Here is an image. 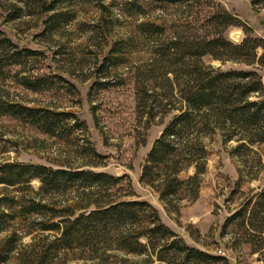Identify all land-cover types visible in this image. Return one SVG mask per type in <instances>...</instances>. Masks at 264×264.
Here are the masks:
<instances>
[{"label":"trees","instance_id":"1","mask_svg":"<svg viewBox=\"0 0 264 264\" xmlns=\"http://www.w3.org/2000/svg\"><path fill=\"white\" fill-rule=\"evenodd\" d=\"M65 6L43 5V11H51L44 19V34L73 18V11ZM116 6L118 15L140 18L112 41L100 69L108 73L127 62L140 43L147 48L149 56L134 66L130 76L135 109L146 121L171 115L146 154L140 180L157 192L167 213H179V202L198 194L207 164L206 140L212 135L219 134L228 144V153L239 160L237 183L250 174L245 171L249 164L259 165L264 157L260 75L254 69H222L204 60L208 55L264 65V38L250 34L251 27L213 0H120ZM103 8L93 29L108 34L119 17L111 15L109 5ZM167 8L178 16H167ZM230 26H240L245 36L238 42L231 40L225 35ZM12 46L16 47L0 35V70L38 54ZM16 76L31 91H49L59 84L72 87L52 72ZM0 114L60 140L80 159L76 162L66 154L53 161L56 166L0 160V184L13 188L0 195V234L7 231L0 237V264H68L88 258L97 260L92 264H124L125 255L142 254H153L158 264H228L224 255L188 245L148 200L123 198L131 194L127 174L91 168L103 165L105 155L96 150L88 138L87 123L74 112L6 98L0 99ZM33 178L39 181L37 189L30 184ZM70 191L73 195L68 197ZM20 218H30L24 233L16 226ZM231 222L242 229L241 238L253 245V251L263 248L264 189L246 197L224 224ZM31 230L41 232L22 242V235ZM44 231L48 232L41 234Z\"/></svg>","mask_w":264,"mask_h":264},{"label":"rangeland","instance_id":"2","mask_svg":"<svg viewBox=\"0 0 264 264\" xmlns=\"http://www.w3.org/2000/svg\"><path fill=\"white\" fill-rule=\"evenodd\" d=\"M119 1L0 0V35L6 36L16 46H12V49H32L38 52L22 63L3 66L0 70V99L55 106L74 112L87 123L88 138L96 150L105 155L103 165L91 168L115 175H128L130 190H126L131 191V194H125L123 198L148 200L157 208L163 222L183 237L188 245L214 255H224L228 258V264H264V246L253 251V245L241 238L242 229L233 222L224 224L226 218L246 197L264 189V157L259 165L249 164L245 171L250 170V174L237 183L239 160L228 153V144L221 141L219 134L212 135L206 140L207 164L198 194L195 198H183L179 202V213H167L158 199L157 192L140 180L146 154L171 113L163 119L157 116L146 121L135 109L133 79L130 76L134 66L149 56L142 43L129 54L127 62L111 67L108 73L100 69L112 41L117 35L130 29L134 20L140 18L118 15L116 4ZM213 1L218 7L236 14L251 27L250 34L264 38V1L254 5L252 0ZM52 3L67 4L65 7L72 10L74 16L56 30L44 34V19L51 11H43V5L50 6ZM104 5L110 6L112 16L117 13L119 17L108 34L93 29ZM164 11L167 16H178H173L172 8ZM225 35L238 42L245 36V32L240 26H230L225 30ZM260 52L259 48L258 53ZM204 60L222 69H254L264 85V65L233 60L221 61L208 55L204 56ZM17 70L19 71L16 72ZM29 72H52L63 77L72 87H62L59 84L49 91L25 89L17 82L16 74L19 77ZM229 143L234 144L235 141ZM66 147L60 140L41 132L29 123L0 114V160L39 162L56 166L53 161L67 154L68 158L80 161ZM191 171L192 168L181 175ZM124 180L123 183H126ZM30 184L33 189H37L39 181L33 178ZM12 189L11 186L0 184V195L11 193ZM13 193L19 195V192ZM71 195L73 192L70 191V195L67 193L68 197ZM29 220L30 218L16 220V226L22 233L30 228ZM31 231L22 235V242H30L33 235L38 237L41 232ZM6 233L7 231H3L0 237ZM118 255L124 256L121 253ZM84 256L89 257L87 253ZM125 257L127 261L124 264H158L153 254ZM95 261L97 260L90 258L75 259L68 264H92ZM11 263L15 262L5 264ZM106 264L121 263L107 261Z\"/></svg>","mask_w":264,"mask_h":264}]
</instances>
